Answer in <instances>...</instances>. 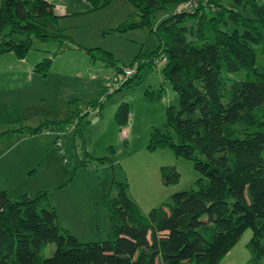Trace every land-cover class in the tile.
Masks as SVG:
<instances>
[{
  "label": "trees",
  "instance_id": "1",
  "mask_svg": "<svg viewBox=\"0 0 264 264\" xmlns=\"http://www.w3.org/2000/svg\"><path fill=\"white\" fill-rule=\"evenodd\" d=\"M86 1L89 11L109 2ZM126 1L138 20L114 30L147 26L157 43L148 57H135L134 72L125 81L110 92L100 86L99 93L112 94L134 81L143 65L162 60L177 106L165 108V130L152 129L147 147H167L190 160L199 173L194 187L172 193L169 204L142 215L127 197L125 183L112 181L115 195L106 191L99 201L108 232L85 242L59 225L45 191L12 199L0 188V264H218L246 228L249 264H257L264 256V0H230L229 5L196 0L190 10H176L187 0ZM168 5L174 10L151 28V14ZM57 18L48 0H0V55L22 58L32 37L67 39L60 28L46 30L42 21ZM49 64L43 58L34 70L44 73ZM123 68L116 67V73ZM126 106L122 102L114 112L118 124L126 120ZM101 107L98 98L61 121L24 128L32 135L67 123L79 134L85 115L99 116ZM7 134L0 131V138ZM160 172L163 183L178 179L171 167ZM47 243L54 248L46 257L41 251Z\"/></svg>",
  "mask_w": 264,
  "mask_h": 264
},
{
  "label": "rangeland",
  "instance_id": "2",
  "mask_svg": "<svg viewBox=\"0 0 264 264\" xmlns=\"http://www.w3.org/2000/svg\"><path fill=\"white\" fill-rule=\"evenodd\" d=\"M108 1L89 11V3L83 0L72 15L56 23L42 19L46 30L60 28L67 39L42 41L32 37L22 58L12 52L0 55V131L9 130L0 138V154L6 150L0 155V181L14 192L10 194L12 199L26 193L17 186L12 188L18 185L14 181L16 172L20 185L47 182L52 175L49 183L30 193L45 191L48 204H55L58 212L65 195L74 193V203L65 207L73 205L87 217L100 209L106 213L99 201L106 191L115 195L112 181L125 183L127 197L142 215L153 207L169 204L172 193L194 187L199 173L190 160L175 156L167 147H147L152 129L165 130V108L177 106V94L165 80L160 60L143 65L134 81L112 94L99 93L100 86L114 83L116 67L133 69L135 57H148L157 43L147 26L114 30L138 19L128 1ZM221 2L229 5L230 0ZM173 10L172 5L155 10L150 16L151 28ZM185 37L191 35L186 32ZM255 50L258 57L259 47ZM46 57L50 59L48 69L44 73L34 70V65ZM98 98L102 104L100 115L88 112L79 134L67 123L50 124L46 132L32 135L24 128L61 121L69 112H83ZM122 102L127 104L126 120L118 124L114 112ZM161 167L173 168L178 173L177 181L163 183ZM250 235V229H244L223 257H238L240 264L251 263L247 247ZM53 248V243L45 244L42 255H51ZM257 264H264V256Z\"/></svg>",
  "mask_w": 264,
  "mask_h": 264
},
{
  "label": "crops",
  "instance_id": "3",
  "mask_svg": "<svg viewBox=\"0 0 264 264\" xmlns=\"http://www.w3.org/2000/svg\"><path fill=\"white\" fill-rule=\"evenodd\" d=\"M48 1L53 4V10L55 14L58 15L57 19H61L63 17L72 15L73 11L76 10L75 7L78 6V3L83 4V0H48ZM257 1H262V0H257ZM82 9L84 10L85 7L83 6ZM5 152L6 150L1 152L0 155H3ZM3 168H5L4 165ZM33 169H35V167ZM16 174L18 173L17 172L14 173L15 175L14 181L18 185H13L12 188L17 186V188L20 189L19 191H23L26 193H30L34 189L42 187V185L49 183L52 179V175H50L49 177H47L48 180L47 182H43L39 184L34 182L29 184L31 181L30 182L27 181V183L20 185L19 176H17ZM25 177H29V176L26 174ZM0 188L6 190L9 196L11 193H14V192H10L9 187L4 182L1 181H0ZM74 197H75L74 193L65 195L64 202H62V206L61 209L59 208L60 209L59 212L56 210L57 206H54L55 204L54 205L51 204L52 205L51 207L55 210L56 218L59 225L65 228L80 242L92 241V240L104 238L108 232V227H109V221L107 219L108 217L106 213L102 211V209H100L101 211L97 210L94 216L87 217L86 215L84 216L83 215L84 213L81 212L77 207H74L73 205L65 207L70 202L71 204L74 203L72 200ZM240 263L241 262L238 257H222V259L219 261L218 264H240Z\"/></svg>",
  "mask_w": 264,
  "mask_h": 264
},
{
  "label": "built area",
  "instance_id": "4",
  "mask_svg": "<svg viewBox=\"0 0 264 264\" xmlns=\"http://www.w3.org/2000/svg\"><path fill=\"white\" fill-rule=\"evenodd\" d=\"M195 5H196V0H187V1L177 5L176 10H181V9L190 10ZM160 62H162V60ZM133 72H134V68L133 69L123 68L121 73H117V76L115 77L113 84H111V82H108L107 85H105L106 92H110L112 89L119 86Z\"/></svg>",
  "mask_w": 264,
  "mask_h": 264
}]
</instances>
